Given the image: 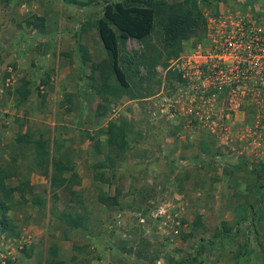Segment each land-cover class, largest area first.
I'll return each instance as SVG.
<instances>
[{
  "label": "rangeland",
  "instance_id": "obj_1",
  "mask_svg": "<svg viewBox=\"0 0 264 264\" xmlns=\"http://www.w3.org/2000/svg\"><path fill=\"white\" fill-rule=\"evenodd\" d=\"M34 1L0 0V23L9 24L10 18H14L16 26L25 23L35 14L20 21L18 14L31 13ZM40 1L50 14L54 13L56 24L48 52H43V35L34 43L32 36L18 42L15 35L10 40L2 32L0 37V166L11 171L5 179L9 186L22 180L28 182L24 193L27 202H17L9 212L20 235L9 238L0 232V264L59 259L65 264H264V195L257 209H243L248 203L255 205V187L262 180L255 173L231 168L244 159L252 164L258 161L246 156L226 158L222 147L214 158H201L197 157V144L181 142L173 122L154 112L158 99L154 96L160 91L163 96L170 85L164 78L165 68L159 65L147 86V97L130 99L124 95L109 102L104 115H97L101 99L90 86L92 71L89 64L80 63L77 45L86 39L82 22L97 21L105 0H92L84 7L70 0ZM251 1L252 4L249 0H207L199 7L203 14L216 10L218 3L264 13V0ZM64 16L76 20V26L62 29L65 22L60 18ZM89 30L91 59L100 61L106 57V50L97 29L93 26ZM65 34H71L72 47L59 42V35ZM161 37V28L156 26L147 41L159 44ZM192 41L195 37L185 46ZM144 45L143 41L128 38L124 50L136 55ZM30 48L39 56L32 57ZM146 75V69L139 66L138 75L131 72L128 78L137 82ZM21 77L32 82L31 94L17 103L7 89L18 84ZM146 85L143 81L142 87ZM121 118L128 120L131 131L121 157L114 158L107 148L105 129L108 123ZM262 124L257 131L264 139V121ZM27 130L46 140L48 163L54 157L73 165L77 175L71 182L74 194L62 184L64 189H51L50 165H38L34 147L17 141V134ZM87 139L93 154L90 168L85 166L89 159L84 148ZM96 143L99 150H95ZM257 159L264 160V155ZM72 171H65L63 176L66 173L64 177L70 178ZM98 173H103L108 182L94 179ZM37 175L43 176L45 182H39L40 177L36 180ZM31 177L36 182L33 186ZM101 191L117 194L121 207L100 203ZM34 198L39 203L32 204ZM219 206L220 218L216 220ZM63 213L87 216L85 227H69ZM239 215L246 216V220L235 225L234 218ZM225 221L231 230L222 236L220 229ZM138 248L143 255H137Z\"/></svg>",
  "mask_w": 264,
  "mask_h": 264
},
{
  "label": "trees",
  "instance_id": "obj_2",
  "mask_svg": "<svg viewBox=\"0 0 264 264\" xmlns=\"http://www.w3.org/2000/svg\"><path fill=\"white\" fill-rule=\"evenodd\" d=\"M207 0H181L168 2L167 0H105L102 16L95 22L86 20L82 22L81 31L85 32L93 26L97 29L100 40L106 50V57L100 61H93L88 48L78 43L77 51L80 56L81 64H89L92 73L89 75L90 86L101 99L96 108V113L102 116L107 111V105L114 99L121 98L126 95L130 99L148 96V89L152 79L156 76L157 66L165 68V80L172 82L174 79H179L180 75L177 71L170 68L167 69L169 61L179 56L184 50L185 42L195 37V41L203 38L205 33L206 19L199 7L200 2ZM214 1V0H213ZM220 2L221 0H215ZM70 2L78 7L88 5L92 0H70ZM210 2V0H209ZM249 4L252 1L249 0ZM255 14L263 16L264 13L255 12ZM26 26L33 28L44 29L45 17L32 15L25 20ZM161 28V40L159 44L148 42L149 38L155 31V27ZM80 37V36H78ZM128 38H134L144 42V49L136 55H131L124 50V43ZM68 55V53H65ZM139 66L146 69L147 75L135 82L129 80V73H139ZM143 81L148 85L142 87ZM32 82L21 77L20 82L12 89L8 88L7 93L11 95L17 103L27 100L31 94ZM124 118L118 122L112 121L108 123L105 129L107 134V148L109 153L115 154L114 158L121 157V152L125 149L129 142L128 134L131 131V125ZM178 131V126L174 127ZM206 139H200L197 143V157H212L219 155V148L215 147V139L213 135H208ZM18 142H26L31 144L35 149V159L38 165H50V181L65 185L71 194H74L71 182L75 180L76 173L73 170V165L66 164L61 160L52 157L50 164L47 162L48 152L46 150V140L42 137L37 138L33 132L27 130L24 133L17 134ZM210 145V146H209ZM98 149L96 143L95 150ZM110 157L109 155H107ZM204 156V157H203ZM244 157V156H243ZM258 163H251L250 160L244 159L239 161L238 165L231 168L245 170V172L255 173L257 178L262 180L255 187L257 199L255 205L248 203V206H243L245 212L247 209L254 211L258 204L262 202L264 195V160L255 158ZM204 161L201 160L200 163ZM104 164V163H103ZM251 164V168L247 167ZM102 165V163H101ZM71 170L70 178L63 176V173ZM226 170V168H225ZM7 168L0 166V232L6 237L15 238L20 235L18 224L10 216L17 202H27L24 193L28 185L27 180L20 181L18 185L9 186L6 183V178L9 176ZM94 179L108 182V178L103 177V173L94 175ZM18 194L19 197H16ZM19 198V199H18ZM98 201L108 207H121L118 195H110L106 192L98 194ZM32 204L39 203L37 198L31 200ZM65 224L71 228L85 227L88 217L76 213H63ZM242 220H246V216H238L234 218V224L238 225ZM196 224H199L196 221ZM231 227L227 221L222 222L220 229L222 236L230 234ZM237 228L235 229V231ZM143 242V240H142ZM137 255H143L141 249H137ZM171 262L172 260L169 259ZM187 262V260H186ZM37 264H65L63 259L53 260L50 262Z\"/></svg>",
  "mask_w": 264,
  "mask_h": 264
},
{
  "label": "built area",
  "instance_id": "obj_3",
  "mask_svg": "<svg viewBox=\"0 0 264 264\" xmlns=\"http://www.w3.org/2000/svg\"><path fill=\"white\" fill-rule=\"evenodd\" d=\"M202 39L184 47L167 69L180 77L154 102V112L168 121H184L181 134L197 131L213 135L225 150L264 155V139L257 128L264 121V17L249 8L224 6L204 13ZM253 108L252 126L246 121ZM248 113V112H247ZM186 127V129H185Z\"/></svg>",
  "mask_w": 264,
  "mask_h": 264
},
{
  "label": "crops",
  "instance_id": "obj_4",
  "mask_svg": "<svg viewBox=\"0 0 264 264\" xmlns=\"http://www.w3.org/2000/svg\"><path fill=\"white\" fill-rule=\"evenodd\" d=\"M34 2H35L34 10L31 13H19L17 20L18 21L23 20L24 18H27L31 14L43 16V17H45L44 29L41 30L38 28L30 27V26L28 27V26H26L25 23H22L21 25L16 26L15 23L14 24L12 23L14 18H10L9 24L0 23V37H2L1 36L2 32H3L2 35L5 36V38L10 39V40H12L11 38H13V36L15 35L16 40L18 42L21 40H25V38L27 40H29L30 39L29 37L32 36L31 42L34 43L35 40H36V42L39 40V38H38L39 36L41 37V35H43L41 37L43 40V44H42L43 52H48L50 50V47L53 44L51 39H52L53 35H55V34H52V28H53V30H55V27H56V24L54 23V16H53L54 13L50 14V11L48 9H46L45 6L42 5L40 0H35ZM216 5H217L216 10L220 9L221 7H224V4H222V3H218ZM225 6H230V5H225ZM60 19L62 20V22H65V25H62L63 26L62 29L68 28V27L74 28L76 26V24H75L76 20H74L73 18H69V17L64 16ZM71 19H73V20H71ZM57 21H58V19H57ZM58 26H59V23H58ZM87 33H91L90 30H87L86 32H84L83 37L86 39H84L85 41L83 44H86L88 51L90 52V54H92V49H93L92 43H91V41L88 40L90 38V36ZM92 34H94V33H92ZM97 35H98V39H100L98 32H97ZM59 36H61V37H59ZM59 36H58L60 38L59 42L62 43V46H64L65 44L70 45V46L74 45V41H72L70 38L71 34H65V35H59ZM31 49L33 50V48H30V50ZM46 50H48V51H46ZM59 50H61V48H59ZM30 55L32 57L39 56L35 50H33V52L30 51ZM41 58H42V55H41ZM154 97H157V94ZM34 100H35V98H34ZM36 105H37V103H36ZM36 110H38V106L36 107ZM255 111H257V110H255L253 108L247 109V111H246L247 116L245 118L246 121H236V125H238V126H252L255 122H259V121H253ZM160 117H163V116H160ZM163 118L166 120L165 117H163ZM166 121H168V120H166ZM169 122H173V124L175 125L174 127H177V126L179 127L178 132H177V136H178V139L181 140V142L196 145L200 141V139H206L207 137H209L208 133H206L204 131H197V132H194L192 134L191 138L188 137V139H187V137L185 135L182 136V134H181L182 130H184V128H183L184 121H169ZM260 122L262 124L263 121H260ZM262 127H263V124H262ZM185 129H186V127H185ZM88 142H89V140L87 139L85 142V146H84L85 151L88 152V158H89V159L87 158L88 161L85 162L86 163L85 166L90 168L91 163H92V159H93V154L90 153L91 151L88 149V146L90 144ZM215 147L220 148L221 146L216 145V142H215ZM222 149L225 150L224 148H222ZM225 151H226V154L224 156L226 158H229V159H231V158L237 159V158H239V156L250 157L247 154H238L236 151H232V150H225ZM176 154H178V153H176ZM14 156H16V155L14 154ZM182 163H184L185 165H188V162H186V161H182ZM233 163H235V161H233ZM216 169H217V167H216ZM220 170H223V169H221V167H220ZM65 174H64V176H65ZM38 177H40L39 182H45V180H43V176L37 175L36 180H38ZM34 183H36L35 178L31 177L30 185L33 186ZM51 186H52L51 189L57 190V191L64 187V186L60 185L59 183H51ZM218 203L220 204V201H218ZM220 210H221L220 206L216 207V211L218 212V214H217V216H215L214 219L218 220L220 218V215H219Z\"/></svg>",
  "mask_w": 264,
  "mask_h": 264
}]
</instances>
